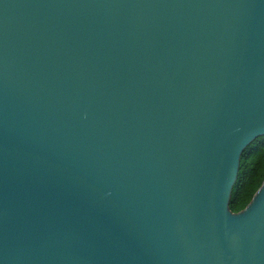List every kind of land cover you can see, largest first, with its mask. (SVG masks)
Segmentation results:
<instances>
[{
	"label": "water",
	"instance_id": "95a60500",
	"mask_svg": "<svg viewBox=\"0 0 264 264\" xmlns=\"http://www.w3.org/2000/svg\"><path fill=\"white\" fill-rule=\"evenodd\" d=\"M264 0H0V264H264Z\"/></svg>",
	"mask_w": 264,
	"mask_h": 264
},
{
	"label": "trees",
	"instance_id": "16d2710c",
	"mask_svg": "<svg viewBox=\"0 0 264 264\" xmlns=\"http://www.w3.org/2000/svg\"><path fill=\"white\" fill-rule=\"evenodd\" d=\"M264 178V133L249 140L241 149L234 180L230 186L227 206L241 209L249 201Z\"/></svg>",
	"mask_w": 264,
	"mask_h": 264
}]
</instances>
